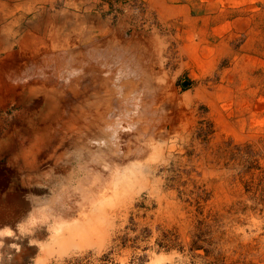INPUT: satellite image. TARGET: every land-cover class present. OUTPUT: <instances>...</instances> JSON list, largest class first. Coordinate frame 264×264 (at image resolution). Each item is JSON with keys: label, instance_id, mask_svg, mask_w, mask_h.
Masks as SVG:
<instances>
[{"label": "bare ground", "instance_id": "obj_1", "mask_svg": "<svg viewBox=\"0 0 264 264\" xmlns=\"http://www.w3.org/2000/svg\"><path fill=\"white\" fill-rule=\"evenodd\" d=\"M183 75L193 85L182 92ZM260 90L264 0H0L10 264L37 250L36 264L118 254L147 224L187 248L191 213L232 199L229 150L218 149L264 124Z\"/></svg>", "mask_w": 264, "mask_h": 264}, {"label": "rangeland", "instance_id": "obj_2", "mask_svg": "<svg viewBox=\"0 0 264 264\" xmlns=\"http://www.w3.org/2000/svg\"><path fill=\"white\" fill-rule=\"evenodd\" d=\"M187 79V75H183L178 80L182 92L193 85H183ZM261 94L264 95V90L257 96ZM258 105H254L256 114H259ZM201 110L203 114L208 112L205 107ZM262 114L258 117H264V107ZM206 122L209 125L207 135L215 134L214 123ZM171 136L174 143L181 140L179 134ZM251 136L246 141H235L224 135L218 150L222 152V146L229 150L227 179L234 193L231 201L225 202L219 210L211 208L208 213H191L187 248L179 242L178 234L170 235L164 229H158L156 236L147 224L142 235H124L122 252L118 254L111 249L99 257L89 250L87 254L65 257L66 262L60 264H264V124L255 127ZM141 160L136 162L143 163L145 158ZM195 194L196 199L201 195L204 203L212 196L206 187ZM133 230L137 231L136 228ZM0 245V264H10L11 250L16 249V245L12 241L0 242ZM39 256L37 250L26 264H36Z\"/></svg>", "mask_w": 264, "mask_h": 264}]
</instances>
